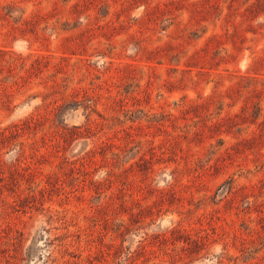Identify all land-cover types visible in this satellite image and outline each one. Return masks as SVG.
Listing matches in <instances>:
<instances>
[{"label":"rangeland","instance_id":"obj_1","mask_svg":"<svg viewBox=\"0 0 264 264\" xmlns=\"http://www.w3.org/2000/svg\"><path fill=\"white\" fill-rule=\"evenodd\" d=\"M0 264H264V0H0Z\"/></svg>","mask_w":264,"mask_h":264}]
</instances>
